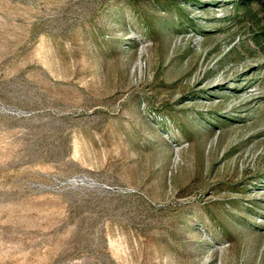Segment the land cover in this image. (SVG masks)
<instances>
[{
	"label": "rangeland",
	"instance_id": "obj_1",
	"mask_svg": "<svg viewBox=\"0 0 264 264\" xmlns=\"http://www.w3.org/2000/svg\"><path fill=\"white\" fill-rule=\"evenodd\" d=\"M0 264H264V0H0Z\"/></svg>",
	"mask_w": 264,
	"mask_h": 264
}]
</instances>
